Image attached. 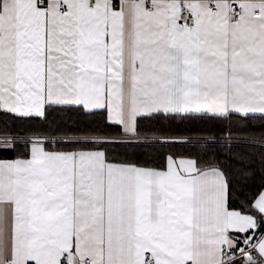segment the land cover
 <instances>
[{
	"label": "snow or ice",
	"instance_id": "snow-or-ice-1",
	"mask_svg": "<svg viewBox=\"0 0 264 264\" xmlns=\"http://www.w3.org/2000/svg\"><path fill=\"white\" fill-rule=\"evenodd\" d=\"M0 115L44 126L0 129V264H264V183L119 151L176 119L264 146V0H0Z\"/></svg>",
	"mask_w": 264,
	"mask_h": 264
},
{
	"label": "trees",
	"instance_id": "trees-1",
	"mask_svg": "<svg viewBox=\"0 0 264 264\" xmlns=\"http://www.w3.org/2000/svg\"><path fill=\"white\" fill-rule=\"evenodd\" d=\"M92 119L72 112L54 113L49 117V121L55 120L57 123L73 124V121L84 123L91 122ZM257 128L260 121L253 122ZM4 127L12 129L19 135H25L23 129L44 127L41 122H27L14 119L11 115H0V129ZM152 127V125H145ZM157 128H168L171 135L188 137L189 141L179 145H144L139 148L120 149L127 151L138 162H156L163 153L172 152L179 155L196 158L202 162L218 163L224 168L232 181L234 196L243 198L244 195L256 190L264 183V148L256 144L247 143L236 139L229 141L221 133L223 125L212 124L205 121L180 120L171 122L162 121L156 124ZM22 150V145H21ZM16 155V153H15Z\"/></svg>",
	"mask_w": 264,
	"mask_h": 264
},
{
	"label": "built area",
	"instance_id": "built-area-1",
	"mask_svg": "<svg viewBox=\"0 0 264 264\" xmlns=\"http://www.w3.org/2000/svg\"><path fill=\"white\" fill-rule=\"evenodd\" d=\"M188 141H189V139H188ZM187 142H185V143H187ZM185 143H173V144H169V145H179V144H185ZM247 143L256 144V145L264 148V146H262L260 143H253L252 140H249ZM21 145H22V142H21ZM145 145H159V144L151 143V144H145ZM164 146H166V145H164Z\"/></svg>",
	"mask_w": 264,
	"mask_h": 264
},
{
	"label": "water",
	"instance_id": "water-1",
	"mask_svg": "<svg viewBox=\"0 0 264 264\" xmlns=\"http://www.w3.org/2000/svg\"><path fill=\"white\" fill-rule=\"evenodd\" d=\"M15 157V153H12L11 156H3V155H0V158H14Z\"/></svg>",
	"mask_w": 264,
	"mask_h": 264
}]
</instances>
